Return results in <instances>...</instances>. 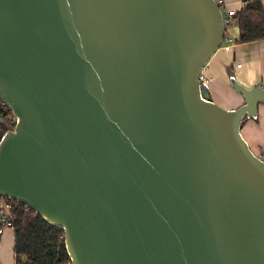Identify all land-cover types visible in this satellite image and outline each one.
<instances>
[{
    "label": "water",
    "instance_id": "water-1",
    "mask_svg": "<svg viewBox=\"0 0 264 264\" xmlns=\"http://www.w3.org/2000/svg\"><path fill=\"white\" fill-rule=\"evenodd\" d=\"M223 35L216 0H0V195L70 264H264V86L230 73L226 108L199 80Z\"/></svg>",
    "mask_w": 264,
    "mask_h": 264
},
{
    "label": "crops",
    "instance_id": "crops-1",
    "mask_svg": "<svg viewBox=\"0 0 264 264\" xmlns=\"http://www.w3.org/2000/svg\"><path fill=\"white\" fill-rule=\"evenodd\" d=\"M245 1L226 0L228 6L236 10H239ZM261 2L264 9V0ZM226 36L234 40L230 48H219L209 59L202 73L209 78L207 90L210 98L226 108H234L243 103V97L230 85V73L245 86H264V37L246 42L235 41L239 36L237 18L227 27ZM240 131L252 151L264 159L263 103L258 105L257 117L248 118L241 125ZM9 227L8 232L5 231L3 235L0 233V264H15L13 229L10 225Z\"/></svg>",
    "mask_w": 264,
    "mask_h": 264
},
{
    "label": "trees",
    "instance_id": "trees-1",
    "mask_svg": "<svg viewBox=\"0 0 264 264\" xmlns=\"http://www.w3.org/2000/svg\"><path fill=\"white\" fill-rule=\"evenodd\" d=\"M239 27L237 42L264 37V9L261 0H246L236 11ZM0 137L7 130L3 125ZM15 264L70 263L64 245L63 230L48 223L32 208L19 202L10 208Z\"/></svg>",
    "mask_w": 264,
    "mask_h": 264
},
{
    "label": "built area",
    "instance_id": "built-area-1",
    "mask_svg": "<svg viewBox=\"0 0 264 264\" xmlns=\"http://www.w3.org/2000/svg\"><path fill=\"white\" fill-rule=\"evenodd\" d=\"M219 4V7L221 9L222 14V21L224 25V35L222 38V44L220 45V48L229 49L232 42L234 41L232 38L226 36V29L228 26H230L233 23V20L236 18V9L229 7L226 0H216ZM200 84L208 88V82L209 78L203 75V73H200L199 76ZM0 116L4 117L6 120V124H2L6 129L12 127L16 121V115L14 114L12 108L10 105L0 96ZM3 128L0 127V131H2ZM19 203L18 200H14L11 198H8L4 195H0V217H4L7 219V222L5 224H9V217L11 216L10 208L12 206H15ZM25 208H28L27 205H25ZM3 226V225H2ZM2 226H0V232L2 230Z\"/></svg>",
    "mask_w": 264,
    "mask_h": 264
},
{
    "label": "rangeland",
    "instance_id": "rangeland-1",
    "mask_svg": "<svg viewBox=\"0 0 264 264\" xmlns=\"http://www.w3.org/2000/svg\"><path fill=\"white\" fill-rule=\"evenodd\" d=\"M228 32H229V30H228ZM10 227H9V224H4L3 226H2V231L0 232L2 235L3 234H5V231L6 232H8L10 229H9ZM0 234V235H1ZM9 248H10V246H9ZM70 264V263H69Z\"/></svg>",
    "mask_w": 264,
    "mask_h": 264
}]
</instances>
